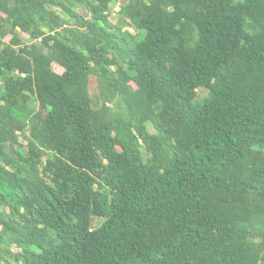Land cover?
Wrapping results in <instances>:
<instances>
[{
    "label": "trees",
    "instance_id": "trees-1",
    "mask_svg": "<svg viewBox=\"0 0 264 264\" xmlns=\"http://www.w3.org/2000/svg\"><path fill=\"white\" fill-rule=\"evenodd\" d=\"M0 264H264V0H0Z\"/></svg>",
    "mask_w": 264,
    "mask_h": 264
},
{
    "label": "rangeland",
    "instance_id": "rangeland-1",
    "mask_svg": "<svg viewBox=\"0 0 264 264\" xmlns=\"http://www.w3.org/2000/svg\"><path fill=\"white\" fill-rule=\"evenodd\" d=\"M119 9H120V7L118 6V4H115L114 8H113V10L111 11V14H110V18L109 19L115 25L118 22ZM124 30H129L133 35H135L137 33V29L135 27H133V26H126V27H124ZM24 36L28 37L25 33H24ZM10 38H11V35H8L6 37V39H10ZM53 67L59 73H61L62 70H63L61 68V66H59L57 63H54ZM135 87H136V85H135ZM90 90H91V94L93 95L94 99H96L101 93V86H100V82H99V77L96 74H93L92 77H91ZM208 93H209V91L207 89H204V88L199 89V91L197 92V100L203 101L207 97ZM108 106L110 108H112L113 110L122 111L123 108H126V103H124V102L119 103L118 100L117 101L115 100L113 103L109 104ZM98 225H99V220L95 219L94 220V227H97Z\"/></svg>",
    "mask_w": 264,
    "mask_h": 264
}]
</instances>
